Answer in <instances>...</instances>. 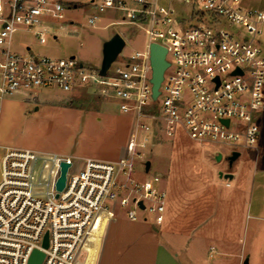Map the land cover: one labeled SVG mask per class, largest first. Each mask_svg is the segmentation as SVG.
I'll use <instances>...</instances> for the list:
<instances>
[{
	"label": "built area",
	"instance_id": "2783aa9c",
	"mask_svg": "<svg viewBox=\"0 0 264 264\" xmlns=\"http://www.w3.org/2000/svg\"><path fill=\"white\" fill-rule=\"evenodd\" d=\"M88 4L96 11L87 15L89 25H96L98 14L112 10L120 16L110 24L142 27L144 49L123 54V48L105 73L75 56L16 51L12 39L18 30H32L45 43L48 30L38 27L45 17L65 19L66 5L64 0H0V113L8 96L25 92L35 98L30 92L55 88L68 93L87 90L132 116L130 140L117 161L86 158L78 167L70 155L5 150L0 159V264H31L35 250L44 253L40 264H99L117 208L132 220L163 222L167 192L161 177H139L149 174V155L162 136L173 137L182 129L197 142L228 145L230 155L259 140L264 9L249 7L243 0ZM116 34L126 46V37ZM154 43L167 49L169 63L157 96ZM64 162L70 166L60 190Z\"/></svg>",
	"mask_w": 264,
	"mask_h": 264
},
{
	"label": "crops",
	"instance_id": "0c3cea01",
	"mask_svg": "<svg viewBox=\"0 0 264 264\" xmlns=\"http://www.w3.org/2000/svg\"><path fill=\"white\" fill-rule=\"evenodd\" d=\"M88 1L64 0L65 19L45 17L38 29L48 30L46 42L74 29L77 19L69 13L91 7ZM92 10L90 13H96ZM98 16L100 20L103 14ZM18 32L32 33L43 44L32 30L22 28ZM15 34L13 49L32 51L31 42L21 46L14 40ZM107 40L98 45L101 55L92 63L95 67L103 65ZM258 121L259 148L252 161L240 159L241 150L226 167L214 165L219 162L216 151L203 157L192 155L185 163L176 159V169L165 184L161 183L167 192L164 221L132 220L128 216L114 219L103 240L99 264H256L253 257L257 252V264H264V105ZM185 166L191 169H182Z\"/></svg>",
	"mask_w": 264,
	"mask_h": 264
},
{
	"label": "rangeland",
	"instance_id": "374dc122",
	"mask_svg": "<svg viewBox=\"0 0 264 264\" xmlns=\"http://www.w3.org/2000/svg\"><path fill=\"white\" fill-rule=\"evenodd\" d=\"M243 3L264 7V0H243ZM92 11L91 7L85 6L70 12L69 15L77 19L75 28L63 32L58 38L49 37L46 43L40 44L32 33L23 32L16 33L14 40L21 46L30 41L32 52L36 54L53 57L75 56L91 66H95L92 63L100 60L99 43L115 33L126 37L123 54L144 49L146 33L142 27L110 24L120 16L112 10L103 12L102 19L98 20L96 25L89 26L86 16ZM19 49L16 51L22 50L21 47ZM30 93L35 98L20 92L2 100L0 159L6 149L27 148L70 155L76 165L82 167L86 158L117 161L124 154L131 136L132 116L121 113L113 101L87 90L68 93L55 88H43ZM257 148L259 140L253 147L241 148L240 159L254 160ZM215 151L220 152L223 157L219 162L212 163L226 167L231 152L228 145L197 142L184 130L178 129L173 137L162 136L156 151L149 155L152 162L149 174L139 177L145 179L157 174L161 177V183L165 184L172 169H176V159L179 158L181 163H185L192 155L203 157L212 155ZM192 158L194 159V156ZM185 168L191 169L190 166L182 169ZM126 216L125 210L117 208L115 220ZM256 255L253 262L257 264Z\"/></svg>",
	"mask_w": 264,
	"mask_h": 264
},
{
	"label": "water",
	"instance_id": "95a60500",
	"mask_svg": "<svg viewBox=\"0 0 264 264\" xmlns=\"http://www.w3.org/2000/svg\"><path fill=\"white\" fill-rule=\"evenodd\" d=\"M125 46V40L121 37V35L116 34L109 40L104 43V61L103 65L101 66V72L105 73L106 69L110 66V64L116 59L118 54L122 51ZM166 53L167 49L163 46L158 44H151V61L153 65V82H154V94L157 96L159 85L163 79V74L168 66V61L166 60ZM240 156L239 151H234L229 157V164H232L238 157ZM222 159V154L219 153L217 160L220 161ZM151 162H147V167L149 168ZM70 166L69 163L62 164V175L57 183L58 189H62L65 185L66 180V172L68 167ZM231 175V174H225ZM143 206V204L141 203ZM45 245H48V237L45 238ZM44 257V253L39 250H35L31 256L30 263L31 264H40Z\"/></svg>",
	"mask_w": 264,
	"mask_h": 264
}]
</instances>
